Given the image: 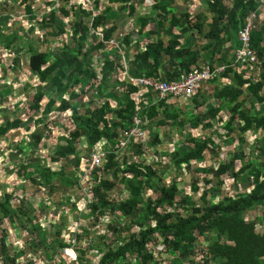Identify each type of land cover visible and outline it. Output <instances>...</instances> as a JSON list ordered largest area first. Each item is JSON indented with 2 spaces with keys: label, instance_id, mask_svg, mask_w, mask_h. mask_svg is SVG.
<instances>
[{
  "label": "trees",
  "instance_id": "16d2710c",
  "mask_svg": "<svg viewBox=\"0 0 264 264\" xmlns=\"http://www.w3.org/2000/svg\"><path fill=\"white\" fill-rule=\"evenodd\" d=\"M59 1L64 4L57 7V3L39 20L32 15L30 6L26 7L30 19H36L38 31L44 29L45 35H48L46 38L42 35V42L57 39L61 45L52 51L40 50L33 43H23L15 29L3 34L2 16L4 13L10 15L12 9L8 12L7 8L0 6V43L7 49L15 50L27 44L26 70L41 83L50 78L48 86L51 85L55 92V98H49L42 104L44 92L35 91L29 104L30 114L40 111L43 117L59 115L71 120V127L65 129L67 136L53 140L54 156L47 164L39 158V162L34 164H21L16 173L24 179V192L37 195L45 186L47 192L57 198L53 203L59 207L76 208L69 198L61 200L60 188L63 192L80 191L81 198L87 199L85 216L90 219V224L101 223L104 218L113 219L108 230L117 235V240L110 237L111 242H105V236L90 233L106 248L102 249L99 245L74 247L77 256L73 263L62 251L76 244L80 235L76 234L69 245L61 241L62 229L58 225V231L50 239L52 244L48 246L53 258L51 264H81L85 251H94L101 256L97 264H261L264 233L260 235L256 229L258 224L264 223L258 222L257 218L246 221L245 215L247 211L264 207V11L261 10L264 2L209 0L208 11L191 15L188 10L180 11L175 0H153V15L141 16L137 13L134 0H107L106 6L101 9L100 0H89L84 4ZM143 1L137 0L138 3ZM116 2L120 4V13L115 18L113 5ZM168 3H173L175 7L169 8ZM251 13L262 16L258 17L262 20H258L250 34V46L257 64L254 68L229 66L220 76L224 82L215 84L214 102L204 103L208 104L205 110L187 116V111L168 106L164 100L150 105L155 99L154 94L129 83L128 77L173 81L190 72L194 66L232 64L234 52L240 48L238 31ZM69 17L73 19L70 25L64 21ZM130 19L135 28L137 26L139 36L148 24L153 23L157 29L150 31V36L156 37L160 32L167 41L147 38L144 44L136 42L133 33L125 32ZM89 31L100 34L101 39L88 47L85 41ZM121 32L125 33V37L121 38L119 47L111 48V57L105 56L104 50ZM65 34L69 37L64 43ZM227 43L230 44L228 47ZM100 51L104 59L97 65L94 53ZM122 55H126L128 62ZM17 63L18 57L13 58L11 64ZM255 69L259 73L250 75ZM122 80L126 82L124 90L119 89ZM105 87L113 89L110 96L117 99V107L108 98L95 99L101 100L99 103L89 99L91 93L95 98L94 90L102 92ZM118 91H122L120 97ZM59 95L64 98L57 102ZM206 97L203 95L201 99ZM192 101L196 109L202 107L196 99ZM56 102L59 104L55 107ZM225 107L227 115L223 111ZM66 111L70 114H65ZM136 114L141 116L145 132L151 126L156 132L149 133L142 144H128L121 149V155L117 147L120 135L132 125ZM21 123L19 119L6 122L5 126H0V137L11 129L21 128ZM215 123L221 126L222 135L215 128ZM186 125L205 134L194 136L187 131L183 142L162 152L172 163L171 168L183 169L189 175L190 181L184 183L187 190H181L179 182L182 180L179 181L176 176L165 180L164 174L169 168L162 165L156 168L152 163H146V157L149 153L159 155L157 146L165 134V126L184 130ZM208 131L209 135L206 134ZM43 134L41 130L34 132L30 146L40 144ZM246 134H250L252 139L247 148L244 147ZM256 134L261 136L258 138ZM216 135L222 136V143L230 148L226 158L220 157L222 143H215L213 137ZM81 138L86 145L83 155L79 152L81 147L77 146ZM60 142L65 144L59 145ZM232 142H237V146L233 147ZM105 143L112 148L106 146L109 151L100 170L92 171L88 176L92 180L89 192L81 191L87 183H80L78 173L69 175L63 167L58 169L54 166L71 153L77 168L79 160L87 158L92 148L97 149ZM41 147L42 151L46 148ZM207 159L212 160V165L193 166ZM35 165L37 170H28ZM229 183L233 188L236 184L246 185L248 191L240 192L235 188L232 191L227 186ZM198 193L200 197L195 195ZM32 208L34 206L30 203L15 200L12 189H4L0 197V223L7 217L18 218L22 229L29 225L35 233L36 238L31 239H36L33 247L42 244L45 250L50 233L35 220ZM262 215L264 218V209ZM5 234V230L0 233L1 249L5 246ZM112 243L115 245L111 246ZM156 251L172 257L165 263L156 261ZM18 256H5L3 261L11 264L18 260Z\"/></svg>",
  "mask_w": 264,
  "mask_h": 264
},
{
  "label": "rangeland",
  "instance_id": "374dc122",
  "mask_svg": "<svg viewBox=\"0 0 264 264\" xmlns=\"http://www.w3.org/2000/svg\"><path fill=\"white\" fill-rule=\"evenodd\" d=\"M73 3H75L77 0H69ZM136 1V0H134ZM208 1L209 0H175V2L179 5L180 11L188 10L192 13L196 12V11H201V12H206L208 11ZM106 0H101V5L102 7L104 6ZM153 0H148L146 3L145 1L142 2L143 5H146V7H150L151 3H153ZM51 3V4H50ZM58 3V5H57ZM64 2L59 1V0H26L25 3L22 2V0H18V1H14L12 2L11 0H0V6L1 7H5L7 8L6 11L12 9V13L10 11V15H8V13H4V15L2 16L4 21L1 24V27L4 26L5 28H2V33L3 34H8L11 33V31H13L14 29L16 30V32L19 34V38L23 41V43H33L35 44V47H39L40 50H53L55 48H58L59 46H61L58 42V40H51L50 43H44L42 42V35H45L44 29H39L38 31V24L36 23V19L39 20V18L41 16L44 15L45 12H48L50 10V8L54 7V5L60 6L63 5ZM27 5L30 6V9H32V15L36 16V19H34V21H32L30 19V15L28 13V11L26 10ZM169 8H174L175 5L173 3H171V5L168 3L167 4ZM117 5H114V9H116ZM139 8V7H138ZM151 10H153L152 6L150 7ZM139 10V9H138ZM262 11H264V8L261 9ZM116 12L118 11L117 9L115 10ZM138 13L141 11H137ZM142 13V12H141ZM140 15V13H139ZM205 17H207V13H204ZM262 18V16H260ZM256 19L254 21V25L259 21H261L262 19ZM72 17L69 18H64V21L70 25L71 21H72ZM151 27V26H150ZM67 28H69V26H67ZM134 29V23L131 22L129 23L126 28H125V32L129 33ZM173 32H176L175 30ZM93 36V37H92ZM69 34L68 35H63V40L64 43L66 41V39H68ZM119 37H122V35H118L116 36V40H118ZM87 38L88 40L85 41V44L91 45L94 44L97 39H96V35H92V31H89L87 34ZM166 42V40L164 41V43ZM37 45V46H36ZM230 44L227 43L226 46L228 47ZM110 48V46L108 47ZM27 44H23V48H18L17 50L10 48L7 49L3 44L0 43V89L1 87L4 88V85L6 87H9L10 89L13 88V96L11 99V103L13 104V110L14 108H16L18 106V108L13 111L16 117H19L22 115V112L24 111V108L29 99L31 100V96L33 95V93H35V91H41L44 92L45 94V98H43L42 100V104H45L46 101L48 100V98H55V92L53 90V87L48 86V82L50 80V78H48V81L45 82H39L35 76L30 75V73H28V71L26 70V64L28 62V54H27ZM55 52H58L55 51ZM21 53V54H20ZM95 55V59L94 62L99 65V63H101L102 57H101V51L97 52ZM103 56V55H102ZM18 57V63L16 65H12L11 61L13 58ZM253 74H258V72L252 71ZM124 84H126V82H124V80H122L121 86L119 89H122L124 86ZM26 85H28L29 87H27ZM12 86V87H11ZM214 86H212L213 88ZM81 88V86L79 87V89ZM211 86L206 87L201 89L202 93H205L206 91H208ZM78 90V89H77ZM113 90L112 88H107L105 87L102 92L96 91L94 90V94L96 95L95 98L94 96H92V93L89 95V99L92 98L94 100V103H99L101 100H104L106 98L110 99L111 103L113 106L117 105V99L115 97H111L110 93H112ZM211 93V91H210ZM64 94V93H63ZM28 95V96H27ZM110 96V97H109ZM209 101L206 99L204 102H209L211 104L212 102V95H209ZM64 97L59 95L58 96V100L57 102L60 101V99H63ZM95 99H101V100H96ZM85 102L87 101V99L84 100ZM186 101V102H185ZM55 104V107L58 106L59 103ZM170 102H174L177 107L181 110V111H188L189 107L191 108L192 112L196 111H200V110H205L206 106H204L203 108L200 107L199 109L194 108V106H192V101L190 100H183V99H174L171 100ZM214 102V101H213ZM213 104V103H212ZM181 105V106H180ZM184 106V107H182ZM10 112H12V107H10ZM27 109V106L26 108ZM224 114L227 115L226 112V107L223 108ZM190 112V111H189ZM65 114H70V111H66ZM30 115V114H29ZM28 115V116H29ZM34 118L33 121H30L28 119L24 120V126L26 128V126L28 127V131H25V129L21 128V130L18 132V134H16L14 136L15 142H9L8 140L6 141H0V144L2 145V147H4L2 149V155H0V169L3 170H7L8 172L12 171V168L14 167V162H13V157L15 155L14 152H16L17 150V146L20 144V146H29L28 144V137L29 134L34 130V129H39L44 133L43 139L41 141V145L40 146H35V147H30V149H36V152H39L40 158H44L45 157V162H48L51 159V156H54V145H53V139L58 135V136H64L66 137L67 134L65 129H69L71 127V120L69 119V117H63V116H59V115H51L48 116L45 120L44 124H39L35 125L34 121L37 119L36 116H33ZM43 125H46L47 128H45ZM216 125V123H215ZM23 126V127H24ZM166 128L164 129V136H161V141L160 144L157 146L159 155L155 156L151 153H149V155L146 157V163H152L154 167H160L161 165L163 167L169 168L166 173L164 174V178L165 180H170L171 177L176 176L177 179L181 182H179V189H186L184 188V186H186V184L184 185V183H188L190 181V178L188 177L189 175L186 174L183 169L178 171L174 168H171L170 166H173L172 163H170V161H168L166 159V157L163 155L162 152L166 151V150H170L173 149V146L175 148V146L177 147L179 145V143L183 142L182 138L183 135L185 134V132H189L194 136H198L199 134L204 135L205 133L200 131V130H191L189 128L188 125L185 126L184 130H178L175 129L174 127L171 126H165ZM215 128H217V131L221 134L223 132L221 126L218 127L217 125L215 126ZM176 130V131H173ZM149 132H145L146 136L145 138L147 139L149 136L150 132H156V130H148ZM173 131V132H172ZM172 132V133H170ZM207 135L210 134V132H206ZM222 135V134H221ZM256 136L259 138L261 136V134H256ZM13 138V137H12ZM11 138V141H12ZM222 136L220 135H216L213 137L215 143L217 144H221L222 143ZM252 143V139L250 138V134H246V144H244V147L247 148V146ZM59 145H63L62 142L59 143ZM81 146L83 145L82 143L80 144ZM105 145V144H102ZM233 147L237 146V142H232ZM41 146H46V148H44V151H42V147ZM222 152L220 154L221 158H226L228 151H230V148L228 146V144H221L220 145ZM108 147L112 148V145H108ZM107 147V149H109ZM41 148V150H39ZM97 149H101V145H99V147H97ZM119 153L122 155L123 150L120 149ZM38 155V154H36ZM17 156H21L19 161L25 160L27 159L28 161H35L34 159H36L35 156H32V154L28 151L27 149V155H17ZM74 158V157H73ZM38 160V159H37ZM18 161V162H19ZM211 164L212 165V160L211 159H207L204 162L195 164L193 166H205V165ZM55 167L59 166L63 167L66 172L71 175L72 170H73V164L71 162V156H66L63 159H60V161L57 162V164H54ZM16 168V167H14ZM31 169V168H30ZM29 169V170H30ZM70 170V172L68 171ZM5 176L7 178H3V174L2 176H0V197H2L3 194V190L6 189L4 188V183H2L4 181L7 182V184H9V188H12L13 191V197L15 200L17 201H21L23 203L27 202L30 203L31 205L34 206V208H32L35 211L34 217L35 220H37L38 222L41 221L42 224H40L42 227H44L45 231L50 233V237L48 240V243L46 244L45 250L41 247H38V254H36L34 251H32L31 249H29V251L27 253H29L31 256H33V260L34 262H38L40 263V261H44L45 264H47L48 262L51 261V252H50V244H52L51 240L54 235H55V231H58V226H61V232H62V240L64 242H70L74 239L73 236H75L76 234L80 235V239L78 240V242H76V244H73L70 249H72V247H78V246H86V245H91L93 247H95L96 245L101 246L102 249L106 248V246L104 247L102 244H100L99 240H96L95 237L92 238L91 235L95 236L96 235H103L105 236V242H111L110 240L113 238L114 240H117V235H113L112 232H110V230H108V225L109 223L113 222V219L111 218H104L101 223H95V224H90V219H88V217L85 216L86 214V208L83 209L84 211L81 212L80 215H74L73 214V210L69 211L68 207L66 205H63L62 207L56 206L53 202L56 201V197L53 194H49L47 192V187L43 186L41 187L40 192L37 195H29V193L24 192L23 188H21V177H17L15 174L12 173H6ZM80 182L82 184L84 183H89L90 182V186L92 183V180L90 181V179L88 178H84L81 177ZM84 184L83 186L87 185ZM232 184V183H231ZM229 183L228 188L232 189V191H234V188L237 189L240 192L243 191H248V187H246V185H241V184H236V186L233 188L232 185ZM244 187V188H243ZM8 188V189H9ZM225 188H227L225 186ZM60 191L62 193V197L61 200H67L69 198L70 201H75V202H80V205L78 206V204H76V209H74V212L78 211L77 209H80V207H82L81 205V192H75L73 193L71 192H63V189L60 188ZM83 191V190H81ZM58 193H60L58 191ZM70 194V195H69ZM194 196V194H192ZM196 196L200 197V193L195 194ZM192 197V196H191ZM199 197L198 198L199 200ZM216 200V199H215ZM69 203H67V205H69ZM71 209V207H69ZM264 207L260 206V208L257 209H253L250 210L251 212H249V214H247L245 216V220L249 221L252 218H254L255 216H262V212H263ZM76 210V211H75ZM41 211V212H40ZM44 217V218H42ZM78 217V219H77ZM45 219V220H44ZM58 219V220H57ZM43 220V221H42ZM57 220V222H55ZM59 223V224H55V223ZM1 224V223H0ZM6 224V223H4ZM8 228L11 230L14 229L13 223L9 225L8 223ZM8 229V230H9ZM89 233L86 232V230H89ZM93 230H96L95 232ZM3 231V224L0 225V232ZM23 232L22 230H18L17 233ZM90 233H92L90 235ZM20 235V234H19ZM66 236V237H64ZM111 237V239L109 240V238ZM25 239V238H24ZM27 240V239H26ZM25 240V241H26ZM109 240V241H108ZM26 246L28 248L32 247L33 242L30 243V241H28L27 243H25ZM115 245V244H114ZM113 243L111 244V246H114ZM49 246V247H48ZM41 249V250H40ZM65 252L67 253H63V255L65 257L70 258V256H77V254L74 252V250L72 249V252L74 253V255H71V251H69V249H66ZM157 253V251H156ZM70 256H69V255ZM85 257L83 256V258L81 259V264H97L99 263L100 260V255L96 254V253H92V252H87L85 251ZM163 255V257L161 256ZM158 254L157 256H155L156 261L161 260L162 262H167L170 260V258L172 257L170 254ZM165 255V256H164ZM71 261L74 263L75 259L73 260L72 257L70 258ZM76 264H80L77 263ZM163 264V263H161Z\"/></svg>",
  "mask_w": 264,
  "mask_h": 264
},
{
  "label": "crops",
  "instance_id": "0c3cea01",
  "mask_svg": "<svg viewBox=\"0 0 264 264\" xmlns=\"http://www.w3.org/2000/svg\"><path fill=\"white\" fill-rule=\"evenodd\" d=\"M145 1V3L148 1V0H144ZM143 1V2H144ZM263 2H264V0H263ZM106 3H107V0H106V2H105V4H104V6L103 7H105L106 6ZM114 5H117L116 6V9L118 10L117 12L115 11L116 9H114ZM113 5V15L115 16V18L119 15V13H120V9L118 8V6H120V4L118 3V2H116V4H114ZM135 6H136V9H137V11H141V12H139L140 13V15L141 16H144V15H147V16H152L153 15V13H154V8H153V3H151V6H152V8H153V10H151V6L150 7H146V5H143L142 4V2L141 3H138L137 2V0H136V3H135ZM262 6H264V5H262ZM139 7V8H138ZM102 8V5H101V0H100V5H99V9H101ZM139 9V10H138ZM185 10V9H184ZM122 12H126V10H123ZM196 12H200V11H196ZM196 12H194V13H196ZM138 13V12H137ZM191 13V15H192V12H190ZM32 21H34V19H31ZM131 22H133V20H129L128 22H127V25L129 24V23H131ZM134 23V22H133ZM151 26V27H150ZM126 28V27H125ZM155 29H157L156 27H155V25L153 24V23H150V24H148L146 27H145V30H144V33H142L140 36L138 35V33H137V26H136V28H135V24H134V29L131 31V32H129L130 34L131 33H133V38H134V40L136 41V42H140V43H142V44H144L145 42H146V39L147 38H153L154 40H156V38L158 39H161L162 41H167V38H166V36H164L162 33H160L159 32V34H157L156 35V37L155 36H153V37H151L150 36V31H153V30H155ZM127 33V32H126ZM175 33V32H174ZM18 34V33H17ZM120 35H122V37H119L118 38V40H122L124 37H125V33H120ZM142 35H144V36H142ZM160 35V36H159ZM18 37H19V34H18ZM122 38V39H121ZM114 39H116V38H114ZM142 41V42H141ZM51 42V39H49L48 40V42H46V43H50ZM141 44V47L143 46ZM112 49L111 48H106L105 50H104V52H105V56L106 55H110V57H111V54H112V51H111ZM133 52V49L132 50H129V54L130 53H132ZM21 54V53H20ZM103 55V56H102ZM123 56V58L125 59V62H128V60H126V55H122ZM101 57H102V60L104 59V54H103V52H101ZM125 80V79H124ZM128 81H129V83L131 84V82H130V77H128ZM212 81V80H211ZM211 81H209V82H207V83H205L203 86H204V88H206V87H210L211 86V89L210 88H208L209 90L208 91H206L205 93H202V90L200 91V93L199 94H196V95H199V96H196L195 95V98H193V99H196V101H198L200 104H202V108L204 107V106H208V104H204V103H206V102H202V101H205L206 99L209 101V95H213V89H214V87H215V84H221V83H223L224 82V79H219V80H213V82L211 83ZM125 82V81H124ZM3 85H5V84H3ZM212 86H214L213 88H212ZM12 87V86H11ZM203 88V87H202ZM54 90V89H53ZM210 91H211V93H210ZM118 94L120 95V94H122V91H118ZM203 95H206L207 97H206V99H201L202 98V96ZM12 96H13V88L12 89H10L9 87H1V89H0V126H5V124H6V122H11V121H13V120H15V119H19L22 123H21V128H23V129H25V131H28V127L26 126V128H25V126H24V120L25 119H28V120H30V121H33V119L32 118H34L33 116H36L37 117V119L36 120H34V121H37V122H34L35 123V125H38V122H39V124H44L45 123V120H46V118L48 117V116H51V115H47L46 117H43L42 116V112H37V114H32V112H31V114H30V110H29V104H30V99H29V101H28V103H27V109H25L26 108V106L25 107H23L24 108V111L22 112V115L21 116H19V117H16L15 115H17V114H14V112L13 111H15L17 108H18V106L16 107V108H14V110H13V104L11 103V99H12ZM199 97H200V99H199ZM45 98V97H44ZM51 98V97H50ZM49 99V98H48ZM213 99V98H212ZM58 100V99H57ZM214 101V99L212 100V102ZM47 102V101H46ZM186 102V101H185ZM168 106L170 105V106H174V107H176V108H178L177 107V105L174 103V102H169V103H166ZM181 106V105H180ZM192 106H194V103H193V101H192ZM10 107H12V112H10ZM115 107H117V106H115ZM182 107H184V106H182ZM194 108H195V106H194ZM171 109V108H170ZM179 109V108H178ZM189 110L186 112V114H187V116H190V115H193L194 116V112H192V110H191V108L189 107L188 108ZM199 109V108H198ZM195 110H196V108H195ZM190 111V112H189ZM30 114V115H29ZM29 115V116H28ZM24 126V127H23ZM45 128H47V126L46 125H43ZM218 127H220V126H218ZM21 128H19V129H16V128H14V129H11L10 131H8L5 135H3L2 137H0V141H6V140H8V143L9 142H15V140H13L14 139V136L16 135V134H18V132L21 130ZM154 128H153V126H151L150 128H148L147 129V131L146 132H149L148 130H153ZM39 129H34L30 134H29V137H28V139H29V141H28V144H29V146H20V144L17 146V150H16V152H14V154L13 155H15L14 157H13V162H14V167H16V168H12V171L11 172H8V169L7 170H3V169H0V176H2V174H3V178H7L6 176H5V174L6 173H12V174H15L17 177H21V176H19V175H17V173H16V171H17V169H18V167L21 165V164H34V163H36V162H39L37 159H39L40 157H39V155H40V153L39 152H36V149H30V147H35V146H30V145H32V143H33V139H32V137H31V135L34 133V132H37ZM173 131H176V130H173ZM172 131V132H173ZM145 132V131H144ZM172 132H170V133H172ZM177 132V131H176ZM150 133H152V132H150ZM65 134H67V133H65ZM221 134H223V133H221ZM43 136H44V134H43ZM13 137V138H12ZM57 137H59L58 135L55 137V138H57ZM11 138H12V141H11ZM54 138V139H55ZM42 139H43V137H42ZM53 139V140H54ZM42 141V140H41ZM51 142H53V141H51ZM63 143V145L65 144L64 142H62ZM83 144L82 146L80 145V144ZM41 145V143L40 144H37V146H40ZM53 145H54V143H53ZM110 145V144H109ZM55 146V145H54ZM77 146H79V147H81V149H79V152H82V155L84 154V146H86L85 145V142H83V140H82V138H81V140H80V143H78V145ZM107 146H108V144H107ZM4 147H2V145L0 144V155H2V149H3ZM27 149H28V151L32 154V156H35L36 157V159H34L35 161H28L27 159H25V160H22V161H19V159H20V157L21 156H17V155H24V156H26L27 155ZM36 154H38V155H36ZM71 156V162H72V164H73V170H72V172L73 173H71V174H73V175H77V173L80 175V174H82V172L80 171V169H79V164H78V167L77 168H75V165H74V158H73V156H74V154H71V153H68V154H66V156ZM82 155H79V156H82ZM65 156V157H66ZM41 159H44L45 160V157L44 158H41ZM19 161V162H18ZM41 163H42V161H41ZM46 164H47V162H45ZM31 168V169H30ZM30 169V170H29ZM37 170V168H36V165L35 166H32V167H29L28 168V170L29 171H31V170ZM69 172H70V170H68ZM64 172H66V170L64 169ZM35 176H37V173L35 174ZM3 182L2 183H4V188H6V189H8L9 188V184H7V182L6 181H4V180H2ZM24 182V179H22V177H21V188H22V183ZM56 182V180L54 181V183ZM81 183V182H80ZM37 186V185H36ZM38 186H40V185H38ZM12 188H9V190H11ZM4 191V190H3ZM70 195V194H69ZM82 200V198L80 199V201ZM71 202V201H70ZM74 204H75V206H76V204H78V206L80 205V202H79V200H78V202H75L74 201ZM81 205H82V203H81ZM83 206V205H82ZM77 207V206H76ZM81 208L82 207H80V209H77L78 211H76V212H74V209H72L73 210V214L74 215H80L81 214V212H82V210H81ZM69 209V211H71V209L70 208H68ZM76 209V208H75ZM249 212H251V211H247L246 212V215L247 214H249ZM245 215V216H246ZM263 216V215H262ZM261 215L260 216H255L254 218H252L251 220H253V219H255V218H257V221L259 222V221H261L262 223H264V218L262 217ZM89 219V218H88ZM58 220V219H57ZM57 220L55 221V222H57ZM251 220H249V221H251ZM9 221H13V226H14V229L12 230H10L9 228H8V223H9ZM54 222V223H55ZM4 223H6V224H4ZM3 224V230H5L6 231V234L4 235V238H3V240H4V244H5V246H4V248L3 249H1L0 248V264H9L8 262H5V261H3V259H4V257L5 256H8V257H10L11 255H13L14 256V254L15 255H20V256H18V260L17 261H15V262H13V263H11V264H26V263H30V264H45V262L43 261H40V263H38V262H34V260H33V256H31L29 253H27L28 251H29V249H31L32 251H34L36 254H38V247H44V246H42V244L41 245H39L37 248H34L33 247V245H32V247H30V248H28L27 246H26V244L25 243H27L28 241H30V243H32L33 242V244H35V242H36V239H33V240H31L33 237L34 238H36V236H35V233L33 234V232H32V230H31V228H30V226L29 225H27V226H25V229H22L21 227H23L22 226V223H21V221H19L18 220V218H16V217H7V218H5V219H3V222L0 224V225H2ZM10 224H12V223H9V225ZM55 224H58V223H55ZM264 225V224H263ZM263 225H261V224H258V227H257V232L261 235V234H263L264 233V229H263ZM56 226H58V225H56ZM9 229V230H8ZM18 230H22L23 232H20V233H17V231ZM3 232V231H2ZM2 232H0V233H2ZM20 234V235H19ZM25 238V239H24ZM27 239V240H26ZM26 240V241H25ZM72 242V241H71ZM71 243H69V245H70ZM0 247H2L1 246V244H0ZM71 247V246H70ZM72 249H74L73 247H72ZM41 250V249H40ZM21 252H22V254H21ZM87 252H92V253H95L94 251H87ZM86 255V254H85ZM52 259L53 258H51V261L50 262H48L47 264H51V262H52ZM61 261V259H59L58 260V262H60ZM54 264H55V262H54ZM261 264H264V258H262V260H261Z\"/></svg>",
  "mask_w": 264,
  "mask_h": 264
},
{
  "label": "built area",
  "instance_id": "2783aa9c",
  "mask_svg": "<svg viewBox=\"0 0 264 264\" xmlns=\"http://www.w3.org/2000/svg\"><path fill=\"white\" fill-rule=\"evenodd\" d=\"M260 1L263 2V0ZM76 2L84 4L89 3V0H77ZM262 8H264V6H262L261 9ZM258 17L260 16L256 15V13H251V15L246 19L243 27L238 31L237 36L240 42V48L235 50L232 64H219L214 66L205 64L201 67L194 66L191 68L190 72L182 75L178 80L173 81H154L145 77L130 78L131 84L138 87L140 90L149 89L150 92L154 94L155 99L150 105L156 104L159 100H164L166 103H169L174 99L192 101V99L195 97V94L198 92L200 93L205 83L211 80L221 79L220 76L227 70L229 66H235L237 68H243L244 65H247L251 68L255 67L257 64V59L250 46V34L254 28V21ZM110 44L118 45V42L113 39L110 41ZM252 71L258 72L256 69ZM252 71L249 73L250 75L253 74ZM145 136L146 134L142 129V118L140 115L136 114L132 120V125L128 128H125L123 134L120 135V140L117 147H119L120 151V149H124L128 146V144L131 143L142 144L146 140ZM106 146L107 144L105 143V145L101 146V149L92 148L90 154L87 155V158L83 157L79 160V169L85 177L90 176L92 171L100 170L101 164H103V161L106 157L105 155L109 151ZM90 187L91 186L89 183V186L82 187V190L84 192H89L88 190ZM81 203L83 205L82 208L85 209L87 207V205H85L87 204V199H82ZM82 208L81 210L84 211ZM39 223L42 224L41 221H39ZM66 243L69 244L71 241ZM66 249H69V251H71V255H74L70 247L65 248L62 252L67 253L65 252ZM71 257L73 260L75 259V256H70V258Z\"/></svg>",
  "mask_w": 264,
  "mask_h": 264
},
{
  "label": "clouds",
  "instance_id": "9594fccd",
  "mask_svg": "<svg viewBox=\"0 0 264 264\" xmlns=\"http://www.w3.org/2000/svg\"><path fill=\"white\" fill-rule=\"evenodd\" d=\"M174 11V10H173ZM92 35H94V34H92ZM96 37H97V40H99V39H101V35L100 34H97L96 33ZM114 40H116V39H114ZM117 42H118V45H112V44H108V47L110 46V48H112V47H119V45H120V43H121V40H116ZM52 51V50H51ZM102 61V60H101ZM97 67H100V66H97ZM222 79V78H221ZM123 88H125V86L123 87ZM121 89V90H124V89ZM113 90V89H112ZM147 90H149V89H147ZM121 96V94L119 95V97ZM143 129V128H142ZM81 177H84V178H87L88 179V177H85L83 174H80L79 175V179L81 178ZM78 179V180H79ZM80 181V180H79ZM91 181V180H90ZM90 183V182H89ZM89 183L87 184V185H85V186H89ZM84 187V186H83Z\"/></svg>",
  "mask_w": 264,
  "mask_h": 264
}]
</instances>
